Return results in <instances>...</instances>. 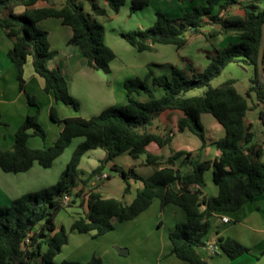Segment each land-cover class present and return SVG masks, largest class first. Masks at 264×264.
Returning a JSON list of instances; mask_svg holds the SVG:
<instances>
[{"label":"trees","instance_id":"trees-1","mask_svg":"<svg viewBox=\"0 0 264 264\" xmlns=\"http://www.w3.org/2000/svg\"><path fill=\"white\" fill-rule=\"evenodd\" d=\"M40 1L47 5L35 8ZM89 1L93 13H87L83 2L78 0H0V27L14 42L8 56L17 68L20 88L26 93L29 104L36 105L35 97L25 88L24 68L31 57L34 70L44 78L45 90L52 93L57 102L80 108V101L70 93L61 69L48 66L56 52L50 48L48 31L37 27L38 21L60 18L72 28L69 43L79 47L88 65L109 72L116 54L105 41V26L99 18L109 17V14L101 1H105L115 13L127 2L132 12L150 4V0ZM237 2L205 0L177 17L157 10L152 26L121 33L138 51H145L153 50L156 44H174L178 49L183 48L189 42V34L205 33L206 17L220 25V30L214 34L237 31L239 41L215 48L208 55L209 63L204 69L197 68L188 58L181 60V66L170 65L169 72L161 74L155 70L158 64H150L143 77L125 80V103L108 106L91 118L73 116L62 119L52 106L51 118L64 126L55 143L44 148L28 145L30 136L46 139L47 132L36 114L27 115L15 133L13 148L0 146V166L6 172L27 171L35 161L50 167L73 138L83 136L85 139L76 146L55 183L26 192L10 204L0 205V264H104L97 254L85 262L54 260L69 240L64 226L57 229L59 211L67 206H80L83 212L74 220L71 229L79 233L94 231L95 236H100L111 231L115 222L139 216L154 199H159L162 207L175 204L186 213V220L177 223L169 233L172 252L187 264H211L199 251L207 244L204 238L210 230L211 217L216 212L236 211L264 192V110L259 114L263 125L261 141L257 132L252 130V124L246 121L251 108L248 99L253 93L258 98L257 105L264 106V81L258 71L264 0L242 2L240 13L226 14ZM17 6H23L24 10L17 12ZM233 62L254 67L251 85L245 94L239 92L234 79L219 86L211 84ZM196 90L201 92L193 93ZM141 95L146 98H138ZM169 109L183 112L177 130H189L196 135L202 141L201 149L207 143V136L200 115L211 113L225 129V135L214 142L219 154L204 160L185 149L174 150L167 158L148 152L147 146L152 142L161 147L172 144L175 131L159 133L153 129L161 114ZM95 148L105 149L106 159L91 171L81 169L83 156ZM123 152L134 158L146 155L151 164L164 163L148 177L126 170L119 164L112 165L111 168L126 183L125 193L131 191V179L142 182L131 203L104 197L94 190V182L103 173L105 163ZM209 169L219 189L215 196H205L202 191L206 185L205 173ZM66 195L69 196L67 203L64 202ZM217 244L232 259L250 251L249 247L230 236L220 237Z\"/></svg>","mask_w":264,"mask_h":264},{"label":"crops","instance_id":"crops-1","mask_svg":"<svg viewBox=\"0 0 264 264\" xmlns=\"http://www.w3.org/2000/svg\"><path fill=\"white\" fill-rule=\"evenodd\" d=\"M162 1L163 3L167 2L169 4L175 1H179L181 2L180 4H182V6H184L185 4L184 9H187L185 11L188 12L189 8L192 9L194 5H197L205 0H161V2ZM247 1L249 0H238L237 3L229 7V10L226 14L240 13L241 3ZM150 2H152V0H150ZM101 3L102 5L107 7L110 18H114L120 13L119 11L116 14L112 9L107 6L105 1H101ZM46 5L47 4L45 2L40 1L36 5H34V7L39 8L44 7ZM175 13L176 15H180L178 12ZM206 20L208 23L203 29L205 32L204 35L209 36L212 42V46L214 48L224 47L229 42L239 41L240 35L237 31H229L214 34V32L220 30V25L211 22L209 17H206ZM38 24L41 29L48 31L50 48L56 52L55 56L48 61V66H58L61 69L68 81L70 93L80 101V108L75 109L71 105L65 104L63 102H57L54 98V95L45 90L44 78L34 70V67L32 65V58L29 57L24 68V76L26 81L25 88L26 91L30 95L34 96L36 99L37 93L42 98L40 100V103H43L42 105H44V108L42 110L43 115L45 114V117L43 121L40 120V117L39 120L41 121V124L44 125L45 130L47 132L46 139L34 135L29 137L28 145L32 148H44L46 146L53 145L58 139L61 130L63 129L64 124L62 122H55L51 118L50 110L52 106L56 108L59 117L62 119L73 116L91 118L98 115L104 108L108 106L125 103L127 101V92L124 86V82L126 79L135 76L143 77L148 71V66L153 63L158 64L157 67L161 69H169L170 65L181 66V58L183 55H187L185 48L189 44L187 43V45L180 49H178L174 44H156L153 50L145 51H161L164 53L163 60H154L151 63L149 61H144L141 63L133 62L129 64H118V54L114 46L108 41L106 33V43L114 50L116 54V57L110 63V71L106 73L103 70L91 68L87 63V60L80 54L79 47L75 44L69 43V40L73 34L72 28L69 25L64 24L60 18H45L38 21ZM122 31L120 30L119 33H122ZM193 37H195V34H189L190 40ZM116 42L118 43L119 41ZM119 43L122 45V47L124 48V52L127 53L128 56L132 58L135 57L136 48L134 46L125 42ZM13 45V40L7 35L5 30L0 27V112L2 121L0 122V125L2 126V128L0 127V146L3 149L13 148L15 133L20 127V125L23 123L27 115L36 114L38 116V112L40 111V104L37 103V101L36 105L29 104L26 93L20 88L17 68L8 56V52L13 47ZM198 49L201 48L199 47ZM202 55H204V51L200 52V54H195V56H192L190 54L191 58L189 56L183 57L191 60L195 66L197 65V63L192 60L193 57H196V59H200L202 70L209 63V60L203 58ZM243 65L252 67L254 71V67L252 65ZM32 83V89H34L36 93L33 90L29 89L31 88ZM28 89L34 92L35 94H31ZM252 106L250 105V110L252 108H256V105H254L253 107ZM203 114L207 115L211 113L205 112ZM182 115L183 112L178 109H169L161 114L159 119L156 121V124L153 129L159 133H164L167 130L175 131L172 144L169 146L161 147L157 143L152 142L147 146L148 152L167 158L171 155L174 150L185 149L193 151L196 157H199L204 160L213 159L215 156H217L219 154V151L214 142L225 135V129L223 125L211 114L213 118H209V121L211 127H213L214 129V135L216 133L219 135L217 136L218 138L216 137L208 139V129L205 127L207 136L206 145L201 149L202 141L200 140V142H195L194 147H189L185 145H187L186 141L191 140L188 135V132L190 131L185 130L183 132H179L177 130V122L179 117ZM246 121L252 124V130H257L255 129L254 121L252 119L246 116ZM55 124L56 127L54 135L50 137L49 132L50 130H53L52 128ZM261 126L263 129L262 121ZM262 129H260V131H262ZM257 136L258 139L261 137V135L259 134H257ZM178 137L182 138L181 140L184 141H180L177 145L176 140L179 141ZM84 139L85 137L83 136H77L73 138L71 144L65 149V151L61 155H59L54 160L52 166L50 167H44L37 161H35L34 165L29 170L24 172L13 173L4 171L0 166V205L10 204L12 200L26 192L38 190L40 188L55 183L57 180L54 182V178L58 174L60 175V173L65 168L66 164L69 162L74 149ZM72 144H74L73 147ZM122 154H126L127 158H130V161L124 164L121 163L118 160V156ZM119 155H117L113 160H110L105 163L103 173L108 174V178L99 179L97 177V182H94V190L100 192L104 197L119 198L125 200L127 203H131L136 195L131 200H126V195L130 194L132 191H130L129 193H125L126 183L121 177V175L117 172V175L112 177V175L107 172L106 167H112V165L114 164H119L123 166L126 170L129 167L130 170H136L138 174L148 177L151 176L157 168L164 165V163H148L146 160V155H141L138 158L132 157L128 152H123ZM92 156H97L98 161L101 164V162L104 161L107 157V151L103 148H95L88 150L83 156L80 166L83 164V160L85 157L91 158ZM262 160H264V147L262 152ZM180 161L181 160H178V163H180ZM56 164L58 171H52V168ZM99 165L93 167L92 170ZM116 177L118 178L117 181L115 180L113 182L114 178ZM132 180L134 179L130 180L131 184ZM205 182L206 185L202 189L203 195H217L219 189L212 179V171L210 169L207 170L205 173ZM154 200L147 210H145L139 216L132 220H137L138 217L143 216L142 214H148L150 216L149 219H151L152 221L154 220L161 228L164 227V222L166 221L165 219H167V217L175 219L173 222L175 224L172 223L174 226L177 223L186 220V213L179 206L175 204H167L166 206L162 207L159 199H157V201L156 199ZM159 207L162 208L160 212L157 211ZM64 208H71L72 227L74 220L83 212V209L78 205L67 206ZM151 208L154 210L153 212H151ZM61 210L57 214V217L60 214ZM225 216L229 218L228 222H225L223 220V217ZM121 223L122 222H115V227L111 231L100 236H95L94 231L89 233H80L85 234L86 237H76L78 238V241H82L83 245L78 249V251H76V253L74 252L72 255L70 254L71 257L79 261H88L94 254L100 255V257L102 258L106 254H108L110 258L109 261L113 264H124V262L125 264L128 263V260L123 259L122 256L131 254L132 247H136L137 242H132L131 238L138 237V235H136V227L138 226V224H134L131 226L133 228V232L130 234L128 233L127 237L115 239L116 236H111L114 240L112 245L116 244L118 253L116 252V250L111 251V246L107 243H103L101 246L102 249L97 250V248H95L96 245H94L95 243H93V240H91V238L94 240H101L102 238H106L107 234L111 235L116 232L119 228H121ZM172 224H170L171 226L169 227V231L167 232V234L163 233L158 237L146 235L144 238L146 240H143L140 244L145 245L147 249L150 248V246L153 247L152 249L154 252V256H156V258L158 259L159 264H187L186 261L182 260L172 252V242L169 238V233L174 228ZM62 226V224H57V229H60ZM53 233L54 232H52L51 234ZM69 233V240L66 244L63 245L62 251L60 253L64 251L65 246L68 247L72 240V236L75 233L79 232L70 228ZM131 235L133 236L131 237ZM229 236L235 238L245 246L249 247L250 251L234 259L224 254L221 250L217 253H213L210 244L218 245L217 241L220 237ZM204 239L207 244L201 247L199 251L204 258L209 259L211 264H264V192L257 195L252 201L245 203L240 209L236 211L214 213V215L211 217L210 230ZM141 255L142 253L138 251L137 255L135 256L136 258L130 263L144 264L145 262H147V258L144 259ZM146 257H148V255Z\"/></svg>","mask_w":264,"mask_h":264},{"label":"rangeland","instance_id":"rangeland-1","mask_svg":"<svg viewBox=\"0 0 264 264\" xmlns=\"http://www.w3.org/2000/svg\"><path fill=\"white\" fill-rule=\"evenodd\" d=\"M83 2L84 5V10L87 13H93L92 10V4L89 0H78ZM179 3V4H177ZM181 2L179 1H175L171 4L165 2L163 3V1L161 2V0H152V2H150V4L145 7L144 9H140L137 10L135 12H132L130 9V3L127 2L124 6L121 7L120 13L118 14V16L114 17V18H110L109 17H100V21H102V23L105 26V37H106V33H107V37H108V41L114 46L119 59L117 60L118 64H129V63H141L144 61H149L150 63L155 61H160L163 60V52L161 51H143V52H139L135 49L136 54L135 57L132 58L130 56H128L127 53L124 52V48L122 47V45L119 42H125L128 43L122 36H121V32L119 33V31L124 30V31H128V30H135V29H143L146 27H150L154 24L155 20H156V10H161L163 12H166L170 17H177L180 16L182 14H184L187 9L185 8V4L184 6H182V4H180ZM188 6V5H186ZM15 10L17 12H22L24 10L23 6H17L15 8ZM191 9L189 8V11ZM175 12H178L180 15H176ZM117 14V13H116ZM37 27L40 28L38 22H37ZM123 32V31H122ZM111 37H115V38H111ZM194 38V39H193ZM192 39L194 40H190V42H188V46H186L185 51L187 52V55H183V56H189L190 54L192 56H195V54H200V52L204 51V55H202L203 58H205L206 60H209L208 55L211 54L214 51V47L212 46V42L209 38L208 35H204V34H195V37H193ZM197 38V39H196ZM106 41V40H105ZM116 41H119L118 43ZM201 49H198V48ZM182 56L181 59H183L184 57ZM191 58V57H190ZM195 58V59H194ZM193 61H195L197 63V68L201 69V62L200 59H196V57H193L192 59ZM116 63V64H117ZM156 73L157 74H161L164 72H169L170 69L168 68H158L155 67ZM108 73V72H106ZM254 75V71L252 69V67L250 66H246L243 64H239V63H230L224 70L223 72L217 76L216 78H214L211 82V84L213 86H219L220 84H222L224 81L228 80V79H234L235 82V86L237 87V89L239 90V92H241L242 94H245L248 90V88L251 85V78ZM31 90L34 91V89H32L33 87V83L31 84ZM28 89V90H29ZM36 90V89H35ZM30 91V90H29ZM31 94H33L34 92L30 91ZM201 92V90H196L193 93H199ZM36 93V92H35ZM34 93V94H35ZM36 101L37 105H39V109L40 111L38 112V120L40 117V120L43 121L45 114L43 115V108L44 105H42L43 103H40V100L42 99L38 93L36 94ZM138 98L140 99H145L146 97L144 95L139 96ZM249 104L252 106L256 105V108H252L251 110H249L247 112V117L252 119L254 121V126L257 134L261 135V137L259 138L261 141L263 133L262 131H260V129H262L261 126V119H260V111L264 110V106L262 105H257L258 103V98L256 96V94H252V97H250L249 99ZM252 106V107H253ZM38 107V106H37ZM42 116V117H41ZM201 122L203 123V125L208 129L207 132V136L208 139L211 138H216L217 136H219L217 133L214 135V129L213 127H211L209 118H213V116L211 114H201ZM39 120V122L41 123V121ZM44 124V123H43ZM0 127L2 128V126L0 125ZM44 127V125H43ZM55 127L56 124L53 126V130H50L49 132V136L51 137L52 135H54V131H55ZM45 128V127H44ZM188 135L190 137V141H186L185 146H189V147H194L195 146V142L199 141L200 139L195 136L194 134L188 132ZM218 138V137H217ZM182 138L178 137V140H176L177 145L179 144L180 141H184L181 140ZM74 144H72L73 147ZM71 149V148H70ZM118 160L121 163H126L130 161V158H127L126 154H122L118 156ZM99 161H98V157L97 156H92L91 158L89 157H85L83 160V164L80 166L81 169L85 170V171H90L92 170L93 167H95L96 165H99ZM127 168V167H126ZM107 172H109L112 177L117 175V172L114 171L110 166L106 167ZM127 170H130V168L128 167ZM52 171H58L57 168V164L52 168ZM136 171V170H135ZM137 172V171H136ZM61 174V173H60ZM59 174L54 178V182L59 178ZM117 177L114 178L113 182L116 180L117 181ZM142 186V182L139 180H132V188H131V195L127 194L126 195V200H131L137 193L138 188H140ZM41 189V188H40ZM114 196V195H113ZM155 201V200H154ZM157 201V199H156ZM162 210V208H158V212H160ZM154 210L151 208V212H153ZM182 211V210H181ZM149 213V212H148ZM155 213V212H154ZM143 216H140L137 218V220H129V221H125L122 222V226L121 228H119L116 232H114L113 234H107L106 238H102L101 240H94L91 238V240H93V243H95L94 245L95 248H97V250H101L102 249V244H110L111 246V251L116 250V252L118 253V249L116 247V244L112 245L114 240L112 239L113 236H116L115 239L118 238H123V237H127L128 233H132L133 232V228L131 227L134 224H138V226L136 227L137 230V234L138 237L137 238H131L132 242H137L136 243V247H132V252L129 255H123V259H127L129 264L132 260H134L137 255V252H141L142 253V257L145 259L147 258V262H145L144 264H159L158 259L156 258V256H154V252H153V247L150 246V248H146L145 245H141L140 243L144 239L146 235H151L152 237H158L160 235H162L163 233L167 234V232L169 231V227L171 226L170 224H172L174 222V218H168L165 219L166 221L164 222V227L161 228L158 226V224L153 220L149 219L150 216L148 214H142ZM57 224L59 225H63L65 227V229L67 230L68 234L71 228V222H72V213H71V208H63L60 212V214L58 215L57 219ZM175 224V223H173ZM172 224V226H174ZM135 230V229H134ZM109 235V236H108ZM77 236H85V234H80V233H75L72 236V240L70 242V244L68 245V247L65 246L64 251L60 254H57L54 257V260L57 262H62L63 260H76L73 257H71V255L76 251H78V249L83 245L82 241H78V238H76ZM112 236V237H111ZM133 235H131L132 237ZM100 239V238H98ZM95 241V242H94ZM99 246V247H98ZM71 254V255H70ZM148 255V257H146ZM100 256V255H99ZM102 258V257H101ZM103 263L104 264H113L111 263L109 260V255L106 254L103 258ZM85 262V261H82ZM127 262V261H126ZM125 264V262H124ZM133 264V263H130Z\"/></svg>","mask_w":264,"mask_h":264},{"label":"water","instance_id":"water-1","mask_svg":"<svg viewBox=\"0 0 264 264\" xmlns=\"http://www.w3.org/2000/svg\"><path fill=\"white\" fill-rule=\"evenodd\" d=\"M258 71L261 79L264 81V26L258 53Z\"/></svg>","mask_w":264,"mask_h":264},{"label":"built area","instance_id":"built-area-1","mask_svg":"<svg viewBox=\"0 0 264 264\" xmlns=\"http://www.w3.org/2000/svg\"><path fill=\"white\" fill-rule=\"evenodd\" d=\"M98 178L99 179H106V178H108V174L103 173V174L99 175ZM68 201H69V196L66 195L65 198H64V202L67 203ZM223 220L225 222H228L229 218L227 216H225V217H223ZM210 246H211V250H212L213 253H217V252H219L221 250L218 245L210 244Z\"/></svg>","mask_w":264,"mask_h":264}]
</instances>
